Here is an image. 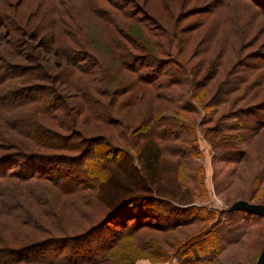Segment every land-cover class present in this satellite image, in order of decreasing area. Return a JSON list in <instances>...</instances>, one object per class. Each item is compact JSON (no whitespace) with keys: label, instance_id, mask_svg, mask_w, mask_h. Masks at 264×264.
Listing matches in <instances>:
<instances>
[{"label":"rangeland","instance_id":"obj_1","mask_svg":"<svg viewBox=\"0 0 264 264\" xmlns=\"http://www.w3.org/2000/svg\"><path fill=\"white\" fill-rule=\"evenodd\" d=\"M84 1L0 0V13L4 15V20L0 21V58H3L5 63L20 65L23 69L26 68V74L41 75L42 71L46 74L48 73V76H54L58 73L59 76L64 74L61 80L50 83L51 90L47 89L44 91L47 94L46 101L47 98L52 100L53 96L57 93H60L63 97L62 103L54 109L55 114H59L57 120L60 122L55 123L52 122L53 120H48V122L47 120H42L45 125L49 126L51 130L56 131L57 134L67 136L71 132H76L77 134H82L83 137L101 135L105 138L104 141L114 143L113 145L116 144L123 149L130 146L133 153L137 155L138 150L135 149V146L133 149L132 145L137 140H140L136 131L139 129L138 127H141L145 123L147 118L151 120L153 116L157 117L163 113L174 114L177 111L190 123L194 124L197 120L199 122L198 118L201 112H197L199 114L184 112L178 108L177 104H172L167 99L162 98L154 101L146 98L144 101L140 100L136 103L138 97L133 98V93H129V95H126V93L119 95L106 93V90L111 91L115 88H126L130 82L137 79L135 72L130 69L127 70L114 59L113 52H116V50L114 49L113 41H116V44L120 43L124 50L130 52L128 58H130V55L137 56L142 54L145 61L141 63L149 65L146 69H153L154 60L153 57L148 59L150 56H146L147 54H151L154 57L180 60L189 70L191 77L195 81L194 83L199 85L200 82L199 88L194 89L195 101L197 103L194 102L193 104L196 106L199 104L200 110L212 116L214 121L219 120L218 122L222 121L223 123L232 122L233 117L228 116H233V112L238 108L250 105L248 104L249 100L262 87L261 82L264 81V78L260 76L264 70L257 72L245 70L241 76L246 78V82L237 91L229 93L227 95L228 99L224 101L225 103L220 104L217 102H222V96H219L217 101L214 100L215 103H212L216 90H220V92L222 90L223 93L227 91V88L221 89L220 87L219 89V86L226 79L228 70L238 59L244 58L251 53L264 52V16H254L252 20L248 14H250L249 11L254 9H250L243 0H203L200 2H198L199 0H174V2L172 0L170 4L164 6L160 0H132L133 6L129 9L133 7L139 9L141 11L140 16H142L140 20H136L132 17L133 14L131 16L123 15L126 19L125 22L129 25L131 24L132 27L128 25L117 27L115 23L124 19H120L122 16L120 11L122 8H125V0H116L117 3L119 2L118 5L116 4L119 9L111 8L110 4L106 2L101 3V1L97 0L99 1V8L97 10L100 8L106 10V20H102L98 16H91L92 12L88 10L91 4L89 3L88 5L87 3L86 7H84L81 5ZM181 1L184 3L183 6L181 5ZM208 4L213 5L214 11L212 10V12H215L214 16H210V18L204 17L202 14H194L191 11L197 7H206ZM54 7L56 8V13L52 11ZM81 8L83 15L79 14L77 18L80 21L75 23L73 18ZM67 14L68 16H66ZM204 18H206L205 22L210 20L209 25L206 24L205 27L196 31V28L202 24ZM108 19L112 20V24H108ZM136 21H141V25L136 23ZM160 22L163 24V27L160 26ZM51 23L55 26V31H58V29H62L64 33L68 31L67 36L63 35L62 42L66 44L67 48L72 50L69 52L71 56L78 57V60H82L80 63L83 65L89 64V71L92 72L90 77H87L88 75L86 74L88 73L77 72L71 65L67 66L65 58H59V56L53 53L57 49L63 48L65 50V47H62L64 45H56L54 43L53 37L56 35L49 28ZM17 26H22L26 35L20 40L19 36H13V39L19 40V44L16 45L19 46L21 44L19 48L20 54L14 56L11 45L15 43L11 38L12 36L7 37V34L11 33L12 35V30L17 29ZM117 29L123 30V32H118ZM215 30L219 32L216 39L212 40L214 33H216ZM209 33L212 34L210 38L211 47L207 54L199 55L204 50L202 49L203 47L195 48L197 47V42L203 35ZM79 34H82L81 36L84 35V37L86 36V38L81 37ZM28 42L33 46L32 50L31 46L27 45ZM79 47L82 51L78 49ZM225 48L231 50H227L226 56L222 57L220 54ZM200 49L201 51H199ZM78 50L81 51V55L77 52ZM37 54L38 56H36ZM94 60L99 63L94 65ZM128 61V63L131 62L130 59ZM59 62L68 67L67 71L63 70L65 69L64 67L62 70L56 67L57 65L55 64H59ZM219 66L220 68L218 69ZM164 70H167V73L172 72V69L168 70L167 67ZM215 72H218V74L216 75ZM23 76H25V73ZM167 78L169 77H163V80ZM237 78L239 77H233L231 80L237 83ZM25 79L27 78L25 77ZM186 79L183 82H179L180 84L177 87L172 88L168 92L188 95L189 86H187L188 84L183 85L184 82L186 83ZM33 82L31 80H25L24 82L19 80L14 81L18 87L29 86ZM252 82H255L256 85L252 88L248 87ZM39 83L49 86L48 81ZM77 84L81 86L82 90H87L86 92L96 99V104L98 103V105H93L94 111L102 116L101 122L96 121L91 123L87 114L81 111L80 104L84 96L75 90L77 89V86H75ZM1 90H3L2 86H0ZM157 92L161 91H154L153 94H157ZM38 94L43 95L41 93ZM247 94H249L248 98L245 96ZM223 98L226 97L224 96ZM241 98L245 99L242 100ZM131 102L134 104H130ZM35 110L36 107L33 106L34 113H36ZM33 112L32 108H25L15 112L14 115L26 116V114ZM213 124L212 122V124L206 125L205 128L213 126ZM0 132L7 136L12 143L14 142L19 145L23 143L25 149H34L45 154H59L62 152V149L59 151H48L40 147L42 146L41 143L38 144L31 139L22 138L12 132H7L1 119ZM221 133L223 135H221L222 138L219 140L218 145L212 141V133L209 135L211 138L210 145L200 134L197 135L201 155L198 158H192V164L175 157L176 160L182 163L180 170L183 169L185 172L183 176L185 178L187 176V179H182V176H178L181 179L175 180L177 168L174 167L178 166L179 163L163 155V159L170 161L164 160L165 164L163 165L161 174L154 184L162 191V196H168V199H181L184 203L188 204L187 206L206 207V209L217 211L229 210V207L237 201L264 206V127L259 128L255 134H252V131L242 133L238 130H223ZM33 135L43 138L42 140L47 144L56 143L61 145V143H64L58 137L59 135H55L52 132L47 131L46 134L41 131L39 134L34 133ZM83 144L84 142L76 149H72V151L65 150L61 155L63 153L68 154L66 152L75 151V153H69L68 155H76ZM221 147L243 148L246 151V156H243L242 159L239 158L240 160L237 159L239 160L237 162H235L236 159L234 161L232 159H224L215 150ZM6 150L5 153L14 151L12 149ZM94 151L102 154L103 159L99 158V162L105 165L109 164L107 160L114 159L113 156H115L111 153L109 147L103 145H99L98 147L95 145ZM10 160H12L8 164L10 173H31L32 166L29 162H25L22 159ZM169 162L173 166H170ZM97 166L99 167V164H96L95 168ZM55 167H57L56 164ZM3 168L0 167V171H3L1 170ZM125 168L126 175L116 174L117 183L106 187L105 192L99 195L95 190H88L74 196L63 197L62 194L46 181L29 182L27 180L29 183H24L15 179H0L1 197L18 196L23 201V205L45 225L43 232L33 227H25L26 224H20L14 218H7L0 211V236L6 240L8 246L15 247L26 244L30 240L35 242L53 241L54 238L62 236L65 232L73 234L88 229L96 220L101 219L105 215L106 206L109 202L108 195L122 190L123 187L125 191L126 189L137 188L134 185L137 179L128 166H125ZM52 174L55 177L60 173L53 171ZM194 174H197V183L202 184L201 182H203L206 188L205 199L201 193L202 186L197 187L198 184L193 181ZM164 175L168 178L170 176L173 177L166 179ZM92 178L97 177L92 175ZM80 179H86L85 175L81 174ZM115 186L118 188L115 189ZM28 193L30 195L33 193L35 197L40 196L38 200L41 197L45 201L48 200V206L43 208L46 212L40 209L38 203H35L34 206L32 201L26 198ZM14 211L12 216H15L18 210ZM51 213L52 216H50ZM6 220L12 221H9L11 225L8 229H4L5 223L1 222H6ZM201 229V227H188L187 229L177 231L175 235L173 233L157 234L153 232H141L134 239L120 241L112 249L113 251H111L114 253V256L112 259L109 258V264H127L126 259L128 257L134 260L135 264L156 263L158 261L153 260L151 255L158 252L157 246L159 244L164 248H169L172 246L174 237L178 238L177 240L180 243H183L198 234ZM250 229L252 231L236 245L223 249L216 248V256L212 260L214 263L210 264H255L258 254L264 247V222L263 225L253 226ZM45 231L50 233H46ZM48 237L52 239H47ZM154 241L156 244H154ZM1 246L7 245L3 244ZM34 247L37 246L20 252L4 253L0 256V260L4 261L7 257L13 258L17 256L21 260L31 259L33 257L32 254L39 252L38 249H40ZM68 251L69 248H66L64 254H67ZM7 261H10V259H7ZM163 264L176 263L168 261Z\"/></svg>","mask_w":264,"mask_h":264},{"label":"trees","instance_id":"obj_2","mask_svg":"<svg viewBox=\"0 0 264 264\" xmlns=\"http://www.w3.org/2000/svg\"><path fill=\"white\" fill-rule=\"evenodd\" d=\"M99 1H101V3L106 2L107 4H110L111 8L119 9L117 6L119 2L117 3L116 0ZM99 1L85 0L83 4L81 3V5L86 7V4L88 3L89 5L90 3V9L88 10L92 12L91 16H98L102 18V20H106V10L101 8L97 10V8H99ZM200 1L203 0H199L198 2ZM160 2L164 6L170 4L172 0H160ZM243 2L250 9H254L249 11L250 14H248L252 20L254 19V16H264V0H243ZM125 4V8H122L120 11V14L122 15L120 19H124L115 22L117 27H124L127 25L132 27L131 24L129 25L125 22L126 19L124 16H131L133 14L132 17L136 20H140L142 17L140 16L141 11H139V9L135 7L129 9L133 6L132 0H125ZM181 5H184L182 1ZM208 5L206 7L203 6L200 8H194L191 11H193L192 13L194 14H202V16L210 18V16H214L215 12H212L213 5ZM52 11L56 13V8L54 7ZM165 11L167 10L165 9ZM82 12V8L76 12L75 17L73 18L75 23L80 21L77 17L79 14L83 15ZM66 16H68V14ZM3 20L4 15L0 13V21ZM108 20V24H112V20ZM205 20L206 18H204L202 24L196 28V31L205 27L206 24L209 25L210 20L206 22ZM136 23L141 25V21H136ZM160 26L163 27L161 22ZM20 27L17 26V29L12 30V35L11 33L7 34V37L12 36L11 38L15 43L11 45L12 54L14 56H18L20 54L19 48L21 44L19 46L16 44H19L18 41L26 35L22 26ZM49 28L52 32H55L54 34L56 36L53 37L54 43L56 45H64L62 47H65V50L63 48L59 50L57 49L56 51H53V53L59 56V58H65L67 66L71 65L77 72L81 71L88 73L86 75H88L87 77H90L92 72L89 71V64L86 63L83 65L80 63L82 60H78V57L76 58L75 56H71L69 52L72 50L67 48L66 44L62 42V37L65 35L67 36L68 31L65 33L62 29L55 31L56 28L52 25V23ZM117 31L123 32V30L119 29H117ZM215 32L216 33H214L212 40L216 39L219 31L215 30ZM209 34L203 35L197 42V47L195 48L203 47L202 49L204 50L199 53V55L207 54L211 47L210 38L212 34ZM79 35L81 36L82 34ZM13 36H19V40L13 39ZM81 37L86 38L84 35ZM27 45L31 46L29 42ZM113 46L116 50V52H113L114 59L127 70L130 69L135 72L137 79L130 82L126 88H115L111 91L106 90V93H114L115 95H119L121 93L129 95V93H133V98L138 97L136 103L140 100L144 101L146 98L154 101L162 98L167 99L170 103L177 104L178 108L184 112H192L194 114L201 112V115H199L198 118L199 122L197 120L194 124L190 123L177 111H175L174 114L163 113L157 117L153 116L151 120L147 118L145 121L146 124L144 123L141 127H138L139 129L136 131L140 140H137L133 143V145L131 144L132 148L135 146V149L138 150L137 155L133 153L130 146L129 148L123 149L116 144L113 145L114 143L104 141L105 138L101 135H97L95 137H83L82 134L71 132L67 136H62L61 134H57L56 131L51 130V128L45 125L42 120H47V122L48 120H53L52 122L55 123L60 122L57 120L59 114H55L54 109L57 105L62 103L63 97L60 93H57L53 96L52 100L47 98L46 101L47 94L44 91L47 89L51 90L50 83L61 80L62 75L64 74L60 73L62 75L59 76L58 73L54 76H48V73L46 74L42 71L41 75H30L26 74V68L23 69L20 65L5 63L3 58H0V86L3 87V90L0 91V119L3 121L6 131L12 132L22 138L31 139L38 144L41 143L42 146L40 147L48 151H59L61 149L62 152H65V150L72 151V149H76L82 142H84L76 155H68L69 153H75L76 151L66 152L68 154L63 153V155H61L62 152L59 154H45L40 151H35L34 149H25L23 143L22 145L14 142L12 143L7 136L0 132V167L5 168L1 169L3 171H0L1 180L15 179L16 181L24 183H29L31 181H46L50 183L56 191L62 194L63 197H65L74 196L75 194L88 190H95L98 195L104 193L106 187L117 183L116 174L126 175L125 166L130 168L134 177L137 179V182L134 184L136 185L135 187H137L136 189H126L125 191V188L123 187L122 190L114 193L112 192L111 195H108L109 202L106 206L105 215L101 219L96 220V222L89 226L88 229L80 233L67 234V232H65L62 236L54 238L53 241L48 240L46 242H35L30 240L26 244H21L20 246L15 247L10 245L8 246L6 240L0 236V245H7L0 247V256L4 253L27 250L33 246H37L34 248H40L38 249L39 252L32 254L33 257L31 259L21 260L19 256L13 258L7 257L10 261H7V259L4 261L0 260V264H109V258L112 259L114 256V253L111 251H113L112 249H114L120 241L134 239V237L141 232H153L157 234L173 233L175 235L177 231L193 226L201 227L202 229L198 234L191 237L189 240L180 243L179 240H177L178 238L174 237L172 246L169 248H164L159 244V246H157L158 252L151 255L153 260L158 261L153 264H163L168 261H174L176 264H210L214 263L212 260L216 256V248L223 249L236 245L243 239V237L252 231L250 229L251 227L263 225L264 217L249 215L245 212L229 210L217 211L214 209H206V207L187 206L188 204L184 203L181 199H168V196H162V191L154 184L155 180H157L161 174L165 161H170L163 159V155L179 163L178 166L174 167L177 168L175 171L177 177L174 179L180 180L181 177L178 178V176H182V179L185 178V176H183L185 172L183 169L180 170L182 163L176 160L175 157L186 160L189 164L193 163L191 161L192 158L200 157L201 151L197 138L198 134H200L208 144H211V138L209 135L212 133V141L218 145L219 140L222 138L221 135L223 134L221 132L223 130H238L242 133H249L252 131V134H255L259 128H263L264 81L261 82L262 87L258 89L255 96L253 95L249 100L248 104L250 105L238 108L233 112V116H228L233 117L232 122H218L219 120L214 121L212 116L204 111L202 112L198 106L199 104L197 106L193 104L196 102L194 89L199 88L200 82L199 85L194 83L195 81L191 77L189 70L180 60L174 58L165 59L147 54L146 56H150L148 59L153 57L154 60L152 65L153 69H146L149 65L141 63L145 61L142 54L137 56L130 55V58H128V54L130 52L124 50L120 43L116 44V41H113ZM32 48L33 46H31V50ZM78 49L81 50L80 47ZM46 50L50 51L49 49ZM79 50L77 52L80 54L82 50ZM227 50L231 49L225 48L223 52H221V54L219 52V54L222 57L226 56ZM199 51H201V49ZM36 56H38V54ZM128 59H130V63H128ZM44 62L48 63L47 61ZM98 63V61L94 60V65ZM137 63L139 64L136 65ZM171 64L173 65L171 66ZM55 65H57L56 67L60 70H62L63 67L65 68L63 70L67 71L68 69V67L63 65L62 62ZM166 67L168 70L172 69V72L167 73V70H164ZM219 68L220 66L218 69ZM245 70H254L256 72L264 70V52L251 53L244 58L238 59L237 62H235L228 70L226 79L221 83V86H219V89L220 87L221 89L227 88V91L223 93L222 90L221 92L220 90H216V93L214 94L215 96L213 95L214 98L212 103H215L214 100L217 101L219 96H222V102H217L220 104L225 103L224 101L228 99L227 95L237 91L240 86L246 82V78L241 76ZM24 73L25 76H23ZM215 73L216 75L218 74V72ZM25 77L27 79H25ZM163 77L169 78L163 80ZM233 77H239L237 78V83H234L233 80H231ZM260 77L264 78V72L261 73ZM184 79H186V83L184 82L183 85L188 84L187 86H189L188 95L168 92L172 88L177 87L180 84L179 82H183ZM15 80L22 82L25 80H31L34 82L29 86L18 87L14 83ZM44 81H48L49 86L39 83ZM254 85H256L255 82H252L248 87L252 88ZM75 86H77V89L75 90L84 96V99L80 104L81 111L87 114L91 123L96 121L101 122L102 116L98 115L94 111V106L98 105V103L96 104V99L88 94V92H86L87 90H82L80 85L78 86L77 84ZM158 90L161 92L153 94L154 91ZM38 93L43 95H39ZM249 94L245 96L248 98ZM224 96L226 98H223ZM241 99L243 100L245 98ZM130 104L134 103L131 102ZM33 106L36 107V113L33 112ZM25 108H32L33 113H29L30 115L26 114V116L14 115L15 112L21 111ZM212 122L214 123L213 126H207L208 128H205L206 125H210ZM41 131L46 134L48 131L54 133L55 135H59L58 137L61 138L64 143H61V145L56 143H44V140H42L43 138L33 135L34 133L39 134ZM95 145L97 147L99 145L109 147L111 153L115 155L113 156L114 159L111 158L110 160H107V163H109L106 164L107 166L102 164V162H99V158L103 159V157L101 156L102 154L94 151ZM6 149H12L14 151L11 153H5ZM215 150L222 155L224 159H232V161L236 159L235 162L242 159L243 156H246V151L243 148L221 147L220 149ZM10 159H13V161L22 159L25 162H29L32 166L31 173H10L8 169V164L12 162ZM55 164L57 167H55ZM96 164H99V167L97 166V168H95ZM168 164L173 166L171 162ZM53 171L60 174L54 177L52 174ZM81 174L85 175L86 179H80ZM92 175L96 176L98 180L97 178H92ZM164 177L166 179H171L173 176L168 178L164 175ZM185 179H187V176ZM27 180L29 182H27ZM95 181L97 182L95 183ZM193 181L194 183H197V174H194ZM201 183L202 184L197 183V187L202 186L201 193L205 199L207 191L203 182ZM117 188L118 187L115 186V189ZM41 195L43 196L42 193ZM38 197L40 196L35 197L33 193H31V195L28 193V196H26V198H29L32 201L34 206L35 203H38L40 205V209L43 212H46L43 208L48 206V200L45 201V199L41 197L39 201ZM14 210L18 211L15 216H12V213L14 214L15 212ZM0 211L2 212L1 214L7 218H14L20 222V224H26L25 227H33L43 232V227L45 226L43 222L37 216L33 215L31 211L25 207V205H23V201L20 200L18 196L2 198L0 195ZM50 216H52V213ZM9 221H1L5 223L4 229H8L10 227V222L12 221ZM45 232L50 233L47 231ZM47 239L52 238L48 237ZM154 244H156L155 241ZM48 246L49 248H47ZM66 248H69V251L67 254H64ZM126 262H128L127 264H135L134 260L130 257L126 259ZM255 264H257V260Z\"/></svg>","mask_w":264,"mask_h":264},{"label":"water","instance_id":"obj_3","mask_svg":"<svg viewBox=\"0 0 264 264\" xmlns=\"http://www.w3.org/2000/svg\"><path fill=\"white\" fill-rule=\"evenodd\" d=\"M229 211L245 212L249 215L264 217V206L237 201L229 207ZM257 264H264V247L259 253Z\"/></svg>","mask_w":264,"mask_h":264},{"label":"crops","instance_id":"obj_4","mask_svg":"<svg viewBox=\"0 0 264 264\" xmlns=\"http://www.w3.org/2000/svg\"><path fill=\"white\" fill-rule=\"evenodd\" d=\"M150 263V262H149ZM151 264V263H150Z\"/></svg>","mask_w":264,"mask_h":264}]
</instances>
